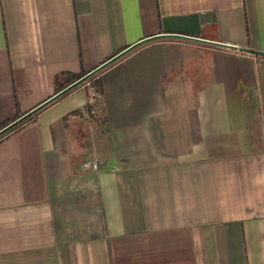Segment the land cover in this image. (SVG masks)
<instances>
[{"label":"crops","instance_id":"0c3cea01","mask_svg":"<svg viewBox=\"0 0 264 264\" xmlns=\"http://www.w3.org/2000/svg\"><path fill=\"white\" fill-rule=\"evenodd\" d=\"M125 50L0 137V264H264V0H0V132Z\"/></svg>","mask_w":264,"mask_h":264},{"label":"water","instance_id":"95a60500","mask_svg":"<svg viewBox=\"0 0 264 264\" xmlns=\"http://www.w3.org/2000/svg\"><path fill=\"white\" fill-rule=\"evenodd\" d=\"M135 47V46H134ZM133 47V48H134ZM132 49V48H130ZM129 50H125L124 52L118 54L117 56H115L114 58L108 60L107 62L101 64L100 66H98L95 70H93L92 72L88 73L86 76L80 78L79 80L75 81L73 84L69 85L68 87H66L65 89H63L62 91H60L58 94H56L55 96H53L51 99H49L47 102H45L44 104L40 105L39 107H37L35 110H33L32 112H30L29 114H27L26 116H24L23 118H21L20 120H18L17 122L12 123L11 125L7 126L5 129H3L0 132V135H2L3 133H5L6 131H8L9 129L13 128L15 125L23 122L27 117H29L30 115H32L33 113L37 112L38 110H40L41 108H43L44 106L48 105L49 103H51L52 101L56 100L57 98L61 97L62 95L66 94L67 92L71 91L73 88L77 87L78 85H80L81 83H83L85 80H87L88 78H90L91 76H93L94 74L98 73L99 71L103 70L104 68H106L107 66H109L110 64H112L114 61H116L117 59L121 58L123 55H125ZM253 53V52H250Z\"/></svg>","mask_w":264,"mask_h":264},{"label":"built area","instance_id":"2783aa9c","mask_svg":"<svg viewBox=\"0 0 264 264\" xmlns=\"http://www.w3.org/2000/svg\"><path fill=\"white\" fill-rule=\"evenodd\" d=\"M98 73L94 74L93 76H91L90 78H88L83 83L77 86V87L83 86L87 90L86 104L88 108V114L90 117H97L101 111V91L99 87L96 85L95 79L93 78L94 81H91L92 80L91 78L97 75Z\"/></svg>","mask_w":264,"mask_h":264},{"label":"trees","instance_id":"16d2710c","mask_svg":"<svg viewBox=\"0 0 264 264\" xmlns=\"http://www.w3.org/2000/svg\"><path fill=\"white\" fill-rule=\"evenodd\" d=\"M85 75L80 76L79 78H71L70 79V84L74 83L75 81L79 80L80 78H82ZM29 120V118L27 117L23 122L15 125L13 128L9 129L8 131H6L5 133H3L0 137H3L5 135H7L8 133L12 132L13 130L17 129L18 127H20L25 121Z\"/></svg>","mask_w":264,"mask_h":264},{"label":"rangeland","instance_id":"374dc122","mask_svg":"<svg viewBox=\"0 0 264 264\" xmlns=\"http://www.w3.org/2000/svg\"><path fill=\"white\" fill-rule=\"evenodd\" d=\"M103 70H104V69H103ZM95 76H97V75H95ZM95 76L91 78V79H92L91 81H94V79H95ZM93 78H94V79H93Z\"/></svg>","mask_w":264,"mask_h":264}]
</instances>
